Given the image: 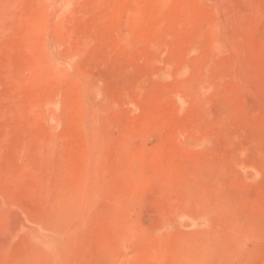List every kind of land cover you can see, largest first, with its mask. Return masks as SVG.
Listing matches in <instances>:
<instances>
[{"label": "rangeland", "instance_id": "rangeland-1", "mask_svg": "<svg viewBox=\"0 0 264 264\" xmlns=\"http://www.w3.org/2000/svg\"><path fill=\"white\" fill-rule=\"evenodd\" d=\"M0 264H264V0H0Z\"/></svg>", "mask_w": 264, "mask_h": 264}, {"label": "bare ground", "instance_id": "bare-ground-1", "mask_svg": "<svg viewBox=\"0 0 264 264\" xmlns=\"http://www.w3.org/2000/svg\"><path fill=\"white\" fill-rule=\"evenodd\" d=\"M55 29V28H54ZM51 31H52V29H51ZM55 31V30H54ZM59 38V37H58ZM60 39V38H59ZM58 40V39H57ZM50 43V42H49ZM50 47V46H49ZM60 67V66H59ZM90 198V197H89ZM82 201V200H81ZM1 203L2 204H4L5 203V201L3 200V198H1ZM83 204H84V201H83ZM67 211V210H66ZM65 213V212H64ZM64 217V216H63ZM32 218V217H31ZM27 219V218H26ZM5 220V219H4ZM34 222H35V220H34ZM64 222H65V220H64ZM25 223V222H24ZM24 223L22 222V221H17V222H15V223H13V224H6L5 226H4V230L6 231V232H8V233H11L12 231H15V230H17V229H22V228H24L25 227V225H24ZM33 223V222H32ZM36 223V222H35ZM39 223V222H38ZM59 222H57V224H55V225H59L58 224ZM55 225H53V226H55ZM62 226H63V224H62ZM41 227V226H40ZM44 228V227H43ZM52 228V227H51ZM56 228V227H55ZM48 229H49V227H48ZM60 229V228H59ZM51 230V229H50ZM58 232V231H57ZM58 234V233H57ZM55 235V234H54ZM59 236V235H58ZM52 241H54L53 239H52ZM51 242V241H50ZM58 242V241H57ZM56 242V243H57ZM61 242V241H60ZM55 243V244H56ZM58 244V243H57Z\"/></svg>", "mask_w": 264, "mask_h": 264}]
</instances>
